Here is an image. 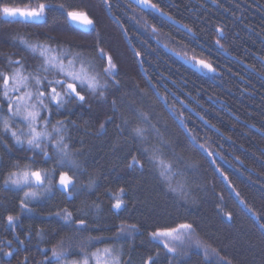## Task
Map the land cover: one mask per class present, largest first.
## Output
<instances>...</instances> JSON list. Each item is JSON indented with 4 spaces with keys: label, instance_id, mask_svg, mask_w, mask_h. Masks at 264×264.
Listing matches in <instances>:
<instances>
[{
    "label": "trees",
    "instance_id": "16d2710c",
    "mask_svg": "<svg viewBox=\"0 0 264 264\" xmlns=\"http://www.w3.org/2000/svg\"><path fill=\"white\" fill-rule=\"evenodd\" d=\"M2 2L23 9L29 4L35 7L39 2L52 7L41 24L0 15V67L7 56L37 63L26 47L28 44L54 45L56 41H66L69 46H90L99 36L120 66L122 87L116 95L122 96L121 112L134 126V113L128 110L134 104L166 124V136L179 143L177 151L186 161L196 165L194 177L189 174L187 179L189 182L194 179L200 187L191 185L195 191L186 199L178 187L185 179L182 175L171 180L177 191L170 192L156 171H127L124 156L135 143L130 137L127 140L118 137L114 125H106L105 131L99 129V124L111 114L115 90H109L107 101L89 95L88 103L69 105L70 113L61 110V115L54 119L76 121L68 135L73 149L81 148L83 141V154L78 159L86 172L79 177V183L87 184L92 176L97 187L71 199L56 191L51 197L32 200L28 208L22 209L19 201L23 192L3 187L9 163V156H4L0 161V240L13 241L14 256L6 257L0 252V264H21L25 256L28 264H41L44 260L41 250H48L51 256L50 249L61 241L68 253L67 262L76 260L82 264L84 255L109 246L90 238L112 237L120 226L131 224L137 225L139 231L116 245L123 247V259L131 256V264H141L142 257L159 251L157 264H169L164 250L150 241L149 233L157 226H174L184 221L195 224L192 242L199 241L203 247L187 248V255L173 259L171 264H221V259L225 264H264V229L260 227L264 224V79L261 77L264 76V0H151L192 32L180 29L152 11L142 10L129 0H111L110 9L103 0ZM61 3L65 9L57 7ZM73 8L86 11L96 21L95 31L83 32L71 24L66 11ZM122 24L130 29L127 36ZM152 27L157 29L155 34ZM217 27L225 33L221 40L223 49L214 43ZM49 37L54 39L49 41ZM161 44L193 65L199 66L195 61L200 59L211 63L217 73L191 68ZM133 45L151 53L147 56L151 63L144 64L147 73L134 57ZM149 76L153 77L151 83L147 80ZM135 84L146 95L135 91ZM153 84L157 85L158 94H154L157 90ZM166 94L167 104L161 98ZM180 119L196 140L180 125ZM14 127L25 126L17 123ZM199 144L204 148L198 147ZM208 152L213 155L209 156ZM23 154L14 149L12 155ZM171 155L165 150L166 160ZM41 166L52 167L51 163ZM121 186L127 189L126 206L117 212L111 209L113 201L108 193L118 192ZM85 202H97L101 208L89 209L85 216L77 212ZM65 208L73 212V221L85 218L88 230L76 232L74 223L66 225L56 215ZM9 214L19 218L14 229L6 223ZM37 232L41 235L37 236ZM17 236L24 244H19ZM0 247L9 250L7 246ZM204 248L208 250L207 256ZM89 264L94 261L90 260Z\"/></svg>",
    "mask_w": 264,
    "mask_h": 264
},
{
    "label": "snow or ice",
    "instance_id": "6c2138e0",
    "mask_svg": "<svg viewBox=\"0 0 264 264\" xmlns=\"http://www.w3.org/2000/svg\"><path fill=\"white\" fill-rule=\"evenodd\" d=\"M103 2L109 9L112 7L111 0H103ZM136 3L151 7L163 16L167 15L158 8L157 4L151 3V0H136ZM51 7L46 2H39L35 7L29 4L26 8L21 9L2 2L0 3V15L5 17L20 16L25 21H35L43 18ZM57 7L65 9L63 3ZM66 17L95 31L96 21L90 18L86 11L73 8L66 11ZM168 18L171 19V17ZM117 19L119 21V18ZM133 19L135 18L133 17ZM136 23L139 24V21ZM121 27L127 36L130 29L124 28L123 24ZM182 27L187 28V25ZM187 30L192 32L190 28ZM156 32V27H152V33ZM215 32L217 38L214 43L218 48L223 49L221 40L225 36L224 30L217 27ZM128 38L132 39V37ZM48 39L52 41L54 38L49 37ZM26 47L37 59V63L29 64L24 57L7 56L3 58V67H0V161L4 156H9L8 171L3 180V187L23 192L19 201L22 209L28 208V204L32 200L42 196L51 197L56 191L65 195L67 199H71L82 191H92L97 187V181L92 176L89 177L87 184L79 183V177L86 172L78 159L83 154V141L80 142L81 148L73 149L71 137L68 135L69 128L75 127L76 121L54 118L61 115V110L70 113L69 105L82 106L88 103L89 95L107 101V93L110 89L115 90L111 99L112 111L99 124V129L105 131L106 125H114L118 137H123L126 140L130 137L135 143V146L130 148L124 156L127 161L126 170L131 172L156 171L164 179L170 192L177 191V188L172 186L171 180L182 175L185 179L178 187L180 194L186 199L192 196L195 188L200 187L195 184L194 179L191 182L187 179L189 174L194 177L197 171L196 165L186 161L181 152L177 151V148L180 147L179 143L166 136V124L156 119L152 112L144 111L134 104L128 106L129 112L134 113L136 120L134 126L121 112L122 96L116 95L122 87V81L119 78L120 66L111 53V49L106 48L104 41L99 36L90 46H69V42L56 41L54 45L40 43L28 44ZM133 54L139 62L141 70L147 73L148 69L144 67V64L151 63L147 60V56L151 53L138 50L133 45ZM195 63L210 72L216 71L211 63L203 59L196 60ZM152 79L151 76L147 77L149 83ZM133 87L141 95H146L145 90L141 89L139 84H135ZM152 87L157 90L154 94H158L157 85L153 84ZM161 98L167 104V94ZM154 119H156L155 123H153ZM17 123H22L25 127L15 128ZM180 125L184 126L185 131L193 140H196L183 119H180ZM126 132L128 136L124 135ZM198 147L204 148V145L199 144ZM14 149L17 152L22 151L24 154L13 156ZM165 150H169L172 154L171 158L167 160L164 158ZM29 152L31 155H28ZM208 155L211 156L213 153L208 152ZM49 163L52 165L50 168L41 166ZM191 185H195V188ZM126 191V187L121 186L118 192L108 193L110 200L113 201L111 209L118 212L126 206ZM236 195L239 196V193ZM100 208L101 205L97 202L91 204L85 202L84 207L77 209V212L86 216L89 209L99 211ZM56 215L68 226H72L74 223L73 230L76 232L88 230V221L85 218H77L73 221V212L67 208L62 212H57ZM227 216L228 219H231L230 213ZM18 219L17 216L9 214L6 217V223L14 229ZM260 227L264 229V224H260ZM138 231L135 224L122 225L112 237L90 238V241L104 242L109 246L102 250L98 248L90 255H84L82 264H89L90 260L94 261V264H131L132 257L129 256L128 260H124L123 247L117 248L116 245ZM195 233V224L184 221L174 226H157L149 233V237L151 242H155L158 247L164 250L169 264H171L173 259L187 255V248L203 247L199 241L193 244L192 237ZM40 235L41 232H37V236ZM16 239L19 244H24V241L19 240L18 236ZM186 241L188 242L187 247ZM12 243V240L6 238L0 240V245L7 246L9 249L4 251V248L0 247V252L4 256H14L11 248ZM41 251L44 255L41 264H53V262L54 264H66L67 262L68 253L63 248V241L59 246L50 249L51 256H48V250ZM212 252H215V249ZM159 254L157 251L154 254L145 255L141 259V264H157ZM204 254L207 256V248H204ZM21 264H28L27 256L23 258ZM67 264H81V261L73 260ZM221 264H225L223 259H221Z\"/></svg>",
    "mask_w": 264,
    "mask_h": 264
},
{
    "label": "water",
    "instance_id": "95a60500",
    "mask_svg": "<svg viewBox=\"0 0 264 264\" xmlns=\"http://www.w3.org/2000/svg\"><path fill=\"white\" fill-rule=\"evenodd\" d=\"M129 1H130L131 3H133L134 5H136L137 7L141 8V9H143V10H149V11H152V12L158 14L159 16L163 17L165 20H167V21L171 22L172 24L176 25L177 27H179V28H183L184 30H186L185 27H182L183 25L177 23V22L174 21L172 18L169 19L167 15H166V16H163V15L160 14V12H158V11L152 9L151 7H146V6L142 5V4H137V3H136V0H129ZM14 18H19V19H21V20H24V18H22V17H20V16H16V17H14ZM24 21H25V20H24ZM43 21H44V17L41 18L40 20H35V21L27 20V22H34V23H38V24L42 23ZM69 21L71 22V24H72L74 27L80 29V30L83 31V32H89V31L91 30V29H88V28H86L85 26H83L80 22H73V21H71L70 19H69ZM161 46H162L167 52L171 53V54L174 55L176 58H178L181 62L187 64V65L190 66V67L194 66L191 62L185 60L181 55L176 54L175 52H173L172 50H170L168 47H164V45H161Z\"/></svg>",
    "mask_w": 264,
    "mask_h": 264
},
{
    "label": "bare ground",
    "instance_id": "6f19581e",
    "mask_svg": "<svg viewBox=\"0 0 264 264\" xmlns=\"http://www.w3.org/2000/svg\"><path fill=\"white\" fill-rule=\"evenodd\" d=\"M152 3V2H151ZM22 9V8H21ZM143 10V9H142ZM144 11H149V10H144ZM168 17H170L169 15H167ZM5 19H18V20H21V19H19V18H14V17H5V16H3ZM163 18V17H162ZM164 19V18H163ZM173 19V18H172ZM174 20V19H173ZM21 21H24V20H21ZM174 21H176V20H174ZM24 22H27V21H24ZM44 22V21H43ZM42 22V23H43ZM177 22V21H176ZM27 23H33V24H38V23H34V22H27ZM171 23V22H170ZM178 23V22H177ZM41 24V23H40ZM180 24V23H179ZM176 26V25H175ZM180 29H183V28H180ZM184 31H187L188 32V30H187V28H186V30H184ZM162 45V44H161ZM169 53V52H168ZM169 54H171V53H169ZM172 55V54H171ZM191 68H193V69H199V66H196V65H194V66H192ZM208 125V124H207Z\"/></svg>",
    "mask_w": 264,
    "mask_h": 264
},
{
    "label": "flooded vegetation",
    "instance_id": "af4514ba",
    "mask_svg": "<svg viewBox=\"0 0 264 264\" xmlns=\"http://www.w3.org/2000/svg\"><path fill=\"white\" fill-rule=\"evenodd\" d=\"M213 66V65H212ZM200 67V70H205V71H207V72H209V73H212V74H216L217 73V70L215 71V72H210V71H208L207 69H204V68H202L201 66H199ZM215 69H216V67L215 66H213ZM247 69H249L250 71H252V72H254V70L250 67H248ZM263 79H264V76H261Z\"/></svg>",
    "mask_w": 264,
    "mask_h": 264
},
{
    "label": "rangeland",
    "instance_id": "374dc122",
    "mask_svg": "<svg viewBox=\"0 0 264 264\" xmlns=\"http://www.w3.org/2000/svg\"><path fill=\"white\" fill-rule=\"evenodd\" d=\"M23 9V8H22Z\"/></svg>",
    "mask_w": 264,
    "mask_h": 264
}]
</instances>
